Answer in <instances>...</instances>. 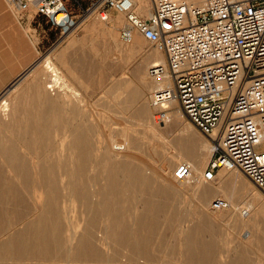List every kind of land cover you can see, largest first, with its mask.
Segmentation results:
<instances>
[{"label": "rangeland", "instance_id": "1", "mask_svg": "<svg viewBox=\"0 0 264 264\" xmlns=\"http://www.w3.org/2000/svg\"><path fill=\"white\" fill-rule=\"evenodd\" d=\"M135 1L139 7L141 0ZM142 1L148 4V0ZM6 5L17 18L15 11L8 4ZM70 5L72 6L69 2L68 6ZM138 12L142 15L139 8ZM75 14L78 15V12ZM145 15L147 16V14L142 16ZM84 18L86 17H80L79 23L83 24L76 31L73 33L70 31L61 37V31L44 19L34 18L32 14L26 15L24 33L25 44L29 49L25 51V70L8 87L14 86L19 81L22 82L17 90L8 97H4L7 100L10 99L11 107L15 106V113L3 112L0 98V175L3 172L7 173L9 169L5 147L11 146L10 141L14 139L13 146L17 149L16 152L22 155L34 152L32 148L30 150L25 148L23 142L25 137L22 139V135L20 136L25 130V105H39V97L43 101V95H46V98L50 99L49 102L55 103L61 119L65 122L61 130L55 128L52 130L55 138H59L67 131L69 123L87 132L89 167L88 171L79 176L83 179H90L91 185L93 183L95 186L88 189L89 194H97L100 191L97 178H100L101 174L97 167L105 155L110 158L112 166L118 169L116 175L121 188L124 185V176L131 178L133 174L139 173V175H147L152 179L148 185L149 190L146 192L141 195L139 192L133 195L124 192L116 200L112 198L113 203L103 206L102 209L98 207L96 198L93 199L95 210L88 211L85 210V202L82 199L67 200L68 215L64 224L66 227L69 226L71 231L63 234L62 243L68 245V250L59 254L58 264H108L106 263L108 259L114 260L129 254L131 250L125 245V236L119 235L113 238L108 235L101 238L98 235L107 234V231L104 232L105 228L109 230L115 227L120 229V233L124 232L129 224H124L122 220H127L128 215L148 213L146 211L148 204L161 205V212L154 215L155 218L152 220L145 219L139 224L135 223V228L140 229L136 236L146 237L150 242V251L147 257H141L140 261L144 262L141 264H210L207 260L213 256L221 264H233L235 263L234 255L245 254V251L250 264H264V214L254 197V194L262 196V193L243 172L223 173L218 175L219 177L214 182L202 181L203 172L212 154L201 168H194L193 180L195 181L193 182L201 183V187L207 190V196L203 193L198 195L193 189L186 191L187 184L184 182H179L180 187L174 196L159 199L150 195L154 188L165 189L164 179L161 178V175L165 173L161 169L157 170L156 156L153 154L160 155L161 159L166 157L170 164L177 155L182 154L183 162L187 163L186 159L191 149L193 147L198 151L203 149L205 144H209L211 138L199 132L183 116L176 117L178 106L175 105L174 110L170 109L164 124L155 123L154 110L148 100L154 82L148 78V69L155 61H151L141 69H138V66L139 62L143 61L140 59L141 55L142 57L152 56L158 51L141 37H135L132 44L122 42L120 31L125 25L123 15L113 12L109 23H102L94 17L82 22ZM119 19L123 22L120 27L117 24ZM104 28L109 32L101 33V29ZM83 34L88 40L85 39L84 42L76 44L77 38ZM97 41L103 42L101 47L95 45ZM137 51H140L141 55L137 54L139 53ZM45 57L48 58L42 61L35 74L24 78L25 71ZM46 62L54 64L71 90L79 92V99H75L73 93L67 92L65 88L59 92L56 89L55 91L49 89L51 86L49 73L44 68ZM4 63L5 61L1 62L2 65ZM99 68H102L104 76L97 79V84H92V82L85 85L77 84L79 75L84 73L88 80L92 74L97 75ZM4 69L0 67V73ZM22 78L24 80H21ZM38 94L42 95L38 96ZM48 107H50L49 103L42 104L39 108L26 109L37 110L39 119L44 122L43 114ZM4 114L7 116L4 117ZM119 132L125 133L126 138L137 141L138 145L130 143L124 145ZM29 137L38 140L32 134ZM59 142V140L55 141V147L58 149L62 146ZM61 149L64 150V148ZM177 166L178 164L172 172L173 177ZM4 186L1 183L0 189ZM15 186V192L18 195L17 182ZM211 192L215 195L211 196ZM217 200H224L227 204V207L219 213L223 217L225 215L229 217L223 218V222H210L206 217L197 220L196 214L207 215L209 209L211 212L215 211L213 203ZM9 204L8 214L10 216L12 213L19 212L20 203L10 201ZM32 205L33 202L25 197V207ZM231 206L234 207L232 213L229 212ZM4 207L5 204L0 202V230L6 227ZM170 214L174 215L173 221L167 220ZM108 220H111L110 223ZM113 221L116 223H112ZM186 231H190V236L196 243L198 256L194 262H189V256L191 259L193 254L188 253L186 246L188 242L184 245V232ZM254 234L257 239L252 248ZM129 236H131L128 237L129 239H133L132 235ZM203 243L208 245L207 249H202L204 248L201 247ZM71 245L74 249L70 248Z\"/></svg>", "mask_w": 264, "mask_h": 264}, {"label": "built area", "instance_id": "2", "mask_svg": "<svg viewBox=\"0 0 264 264\" xmlns=\"http://www.w3.org/2000/svg\"><path fill=\"white\" fill-rule=\"evenodd\" d=\"M149 1L148 17L137 13L132 0L6 3L19 21L32 14L59 29L61 37L78 29L80 17L109 23L113 12L124 15L122 42L130 44L138 35L166 58L148 70L151 79L167 83L149 95L155 121L164 124L168 107L177 103L199 132L216 137L203 180L216 181L221 170L240 171L264 194V0ZM193 177L187 164L174 171L177 181ZM213 207L227 204L217 200Z\"/></svg>", "mask_w": 264, "mask_h": 264}, {"label": "bare ground", "instance_id": "3", "mask_svg": "<svg viewBox=\"0 0 264 264\" xmlns=\"http://www.w3.org/2000/svg\"><path fill=\"white\" fill-rule=\"evenodd\" d=\"M132 1L136 6V11L138 14H139L138 8L139 10L144 11L145 7L147 6L145 1L141 0L139 7L135 0ZM148 4H149L148 14L147 16L145 15L143 17H148L151 14L152 6L149 0H148ZM118 15H122V14H118ZM93 17L94 16L91 15L87 16L82 20V22ZM94 18L98 20L96 17ZM122 23L123 22L121 19H119L117 22L119 27L120 25L122 26ZM82 24L83 23H79V27L82 26ZM101 30H102L101 33L103 34L109 32L105 28ZM135 37H139V36L135 35L134 38ZM156 51L158 52L155 57V63L166 62L164 53L158 49H156ZM47 58L48 57H45L44 59L35 62L29 69H27L25 71V78L35 74L36 70L42 64V61L43 60L45 61ZM44 68L49 73L48 75L51 85L49 87L50 90L53 91L54 89H56L59 92L61 91V89L65 88L67 92L73 93V97L75 99H79L80 96L79 92L73 91L69 88V86H67V83L63 80L61 76V72H59V70L56 69L54 64H51V62L48 63L46 62ZM148 78L149 80L154 81L152 83L153 85L152 91L155 88H157L158 85L167 84L166 82H159V80L157 79H151L149 73H148ZM151 93L152 92H150V94ZM41 95L42 94H38V96ZM43 96H44L43 101L41 100L40 97L38 99V101L40 102L39 105H32V104L25 105V125H24L25 130L20 134V136L22 135L21 136L22 139L25 137L23 140L25 144V148L28 150L32 148L34 152L33 153L30 152L25 155L16 152L17 149L13 146L14 139L13 141H10L12 142L10 147H5L6 149L5 157L9 163L8 165L9 169H7L8 171L7 173L3 172L0 175V184L2 183L5 185L4 187H1L2 189H0V202L5 204L4 211L3 210L2 211L5 213L4 219L6 220V227L0 230V264H58V262L60 261L58 259L59 254L68 250V245H64L62 243V238L64 236L63 234L67 231H71V228H69V226L66 227L64 224L68 215L67 200L73 198H75L76 200L82 199V201L85 202V210L88 211V210H95L93 205V201H94L93 199L96 198L98 199V207L102 209L103 206L105 207L108 204L113 203L112 198L116 200V198H119V196L121 197V195L124 192L125 193L130 192L132 193V195L134 193L139 192L141 195L143 192L149 190L148 185L150 184V180L152 179L147 175H139V173L133 174L137 176L135 178H127L124 176L123 179L124 185L123 188H121L119 186L120 184L119 178L116 175L117 173H112L111 175V173L106 172L107 170H114L115 168L112 166L113 164L110 163L109 161L110 158L105 155L103 156L102 160L99 158L101 161L98 164L99 167H97L101 174L100 178H97V182H99L98 187L100 191L97 194L96 193L89 194L88 189L93 188L95 186H93V183L91 185L90 179L88 178L83 179L79 176L80 174H83L84 172L88 171V167H89L88 163L90 161V153L88 151L87 132L86 130L81 131L79 128L76 127V125H73V123H69V126L67 127V131L63 133L59 138H55L53 136L52 130L54 128L57 130H61L65 122H63V120L61 119L62 117L59 115L55 103H53L52 101L49 102L50 99H47L46 95ZM1 99H2L1 104L3 109L2 111L5 113L6 112L15 113V106L11 107L10 99L9 100L5 98H1ZM148 100H149V96H148ZM48 103L50 104V107H48L46 112L43 114V116L45 117V120H43L44 122H42L39 119L37 110L26 109V108H39L40 105L48 104ZM174 105L176 107L178 106L177 103H172L168 107L169 111L170 109L171 110L175 109ZM178 107L175 116L178 118L180 116L181 118L182 113L179 111L180 109H178ZM3 116L5 117L7 115L4 114ZM155 123L157 122L155 121ZM30 134L36 136L38 140H34L33 138H30L29 137ZM120 137L124 145L129 143L134 144L135 146L138 145L137 141L134 142L132 141L131 138H126L125 133L124 134L120 133ZM214 138H216L215 135L212 136L209 144H205L203 146V149H200L199 151L196 150L195 147H193L189 152V156H187L186 159L187 163L183 162L184 157L182 154L177 155L176 158H174L173 156L174 159L172 160V164L168 162L166 157L161 159L159 157L160 155L153 154V156H156L155 162H157V166H156L157 170L161 169V171L163 170L165 173L164 175H161V178L164 179L163 182L165 185L164 186L165 189L160 190L154 188L153 190H151L150 195L153 198L158 197L159 199L163 197L167 198L171 195L174 196L180 187L178 184L179 182H181L175 180V178L172 176V172L176 164L180 165L184 163L189 165L194 175V171H195L194 168L197 169L201 168L205 163V161L207 160V158L212 154H214V152L216 151V142L214 141ZM56 140H59L60 145H62L60 149H58V147H55ZM61 148H64V150H62ZM118 166H123V165H118ZM136 170L139 171V169ZM231 172H237V171H231ZM223 173L229 174L230 171L221 170L218 175L220 176ZM156 176H157V172H156ZM193 181L184 182L185 184H187L186 191H191L190 189H193L197 191L198 195L203 193L204 196H207L206 188L201 187L200 185L201 183H197V182L195 183ZM16 182L19 185L17 190L18 195H16L15 192ZM214 195L215 194H212L211 192V196ZM262 196H258L254 194L257 205H259L261 212L264 214L263 193ZM25 197L33 202L32 206L25 207ZM10 201L14 203L15 202L20 203L19 212L12 213V216L8 214L9 212L8 209L10 208V204H9ZM151 202L153 203V200ZM160 206L161 205L159 204H153V205L148 204L146 208L147 209L146 211L148 213H145L144 215L141 214L128 215V219L122 221H124V224L127 225L129 224L128 225L129 227L122 233H120L119 231L120 229L114 227L109 230H106L105 228L104 232L107 231L108 233L107 234L104 233L105 235L104 234L102 235V233H100L98 235L101 238L106 237L108 235H111L113 238H117L119 235H123L125 236L124 238L125 245L131 250L129 254H126L125 256L123 255L121 257H117L118 259H114V260L108 259L106 263L108 264L144 263L141 262L140 259L141 257H147V254L150 251L149 249L150 242L146 237H141L139 235H138L139 237L136 236L138 232H140L139 231L140 229L135 228L136 226L135 223L139 224L141 220L146 219L149 221L155 218L154 215L156 214L158 215V213L161 212ZM223 208L224 207H221L219 209L214 208L215 211L213 212H211L210 211L211 209H209L207 210V215L198 213L196 214L197 220H202L203 217H206L207 219H209L208 221L210 222L212 221L223 222L224 221L223 218L229 217V215H225L223 217V215L219 213L222 211ZM229 212L230 213L234 212L233 206H231ZM173 214H170L169 216L170 218L167 217V220L169 219L173 221L174 220ZM0 216H1V211H0ZM86 220L87 218L85 219V221ZM110 221L108 220L109 223ZM112 223L115 224L116 222L113 221ZM200 224L202 225V223ZM202 226H205V224H203ZM184 233H185L184 245H186V242H188V244L186 245L188 247V253L193 254L191 256V259L189 256V262L191 261L194 262L198 256L197 250L195 248L196 243H194L193 239L191 238L190 231H186ZM129 235H132L133 239H129L128 237H131ZM256 239L257 237L254 234L252 237V242H253L252 248H254L253 246L256 242ZM77 245L80 246L79 244ZM71 246L70 248L74 249L73 245ZM201 247H204L202 249H207L208 245L203 243L201 244ZM76 248L78 249L79 247ZM246 253L247 252L245 251V254L240 253V255L238 254V256L234 255L235 263L233 264H250V261ZM210 258L207 260V263L221 264L214 256L211 259Z\"/></svg>", "mask_w": 264, "mask_h": 264}, {"label": "crops", "instance_id": "4", "mask_svg": "<svg viewBox=\"0 0 264 264\" xmlns=\"http://www.w3.org/2000/svg\"><path fill=\"white\" fill-rule=\"evenodd\" d=\"M6 0H0V67L5 68L4 71L0 73V98L8 97L15 90L18 89L19 84L22 81H19L14 86L8 87L12 84L19 76H21L22 72L25 70V51L28 50L27 44H25V15L22 21H19L18 18H15V15L8 9L6 5ZM149 4L145 7L144 11L140 10L142 15L148 14ZM28 23V20H27ZM26 23V24H27ZM95 31L97 29L93 28ZM140 37V36H139ZM142 38V37H141ZM87 39L85 34L81 35L76 40V44H80ZM88 40V39H87ZM103 44L102 41H97L95 45L101 47ZM68 51V50H67ZM65 52V54L67 53ZM141 55V52L137 53ZM156 53L152 56H143L141 58L143 61L139 62L138 69H141L144 66H147L151 61H155ZM4 65L1 62H4ZM155 63V62H154ZM99 67L101 65L99 64ZM84 68V66H83ZM96 76V77H95ZM104 73L102 68L98 69L97 75L92 74L88 80L87 77L83 74L77 77L78 85H85L90 82L92 84H97V79L103 77ZM107 76V74H106ZM25 78V75H24ZM22 78L21 80H24ZM143 84V82H142ZM1 101V99H0ZM118 170V169H117ZM116 169L107 170L108 173H117ZM137 176L132 175L131 178H135ZM130 193V192H126ZM129 195V194H128ZM132 195V193H130Z\"/></svg>", "mask_w": 264, "mask_h": 264}]
</instances>
